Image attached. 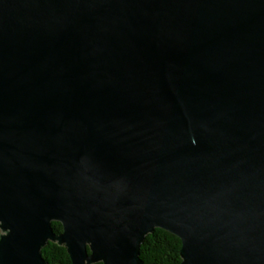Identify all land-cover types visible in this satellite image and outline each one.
<instances>
[{
    "label": "water",
    "instance_id": "obj_1",
    "mask_svg": "<svg viewBox=\"0 0 264 264\" xmlns=\"http://www.w3.org/2000/svg\"><path fill=\"white\" fill-rule=\"evenodd\" d=\"M154 229L264 264V0H0V264Z\"/></svg>",
    "mask_w": 264,
    "mask_h": 264
},
{
    "label": "trees",
    "instance_id": "obj_2",
    "mask_svg": "<svg viewBox=\"0 0 264 264\" xmlns=\"http://www.w3.org/2000/svg\"><path fill=\"white\" fill-rule=\"evenodd\" d=\"M51 227L56 234L62 231L61 225L57 222H52ZM180 245L179 239L174 235L161 229H154L151 234L145 236L140 245L141 264H179ZM41 256L47 264H70L66 249L56 243H47L41 249Z\"/></svg>",
    "mask_w": 264,
    "mask_h": 264
}]
</instances>
